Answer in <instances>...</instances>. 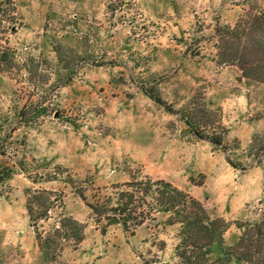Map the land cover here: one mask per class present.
I'll return each instance as SVG.
<instances>
[{"label":"rangeland","instance_id":"obj_1","mask_svg":"<svg viewBox=\"0 0 264 264\" xmlns=\"http://www.w3.org/2000/svg\"><path fill=\"white\" fill-rule=\"evenodd\" d=\"M263 9L264 0H0V264H179V227L165 215L101 233L66 179L89 202L132 177L167 181L225 221L223 247L239 224L264 219V84L218 63L216 33ZM192 99L218 111L221 146L166 111ZM38 189L62 192L63 214L84 225L76 248L40 249L26 209Z\"/></svg>","mask_w":264,"mask_h":264},{"label":"trees","instance_id":"obj_2","mask_svg":"<svg viewBox=\"0 0 264 264\" xmlns=\"http://www.w3.org/2000/svg\"><path fill=\"white\" fill-rule=\"evenodd\" d=\"M119 2L124 4V0ZM216 33L218 63L235 65L245 79L264 84V9L245 11L233 27H219ZM1 57L0 70L8 63ZM146 94L155 103L165 104L152 91ZM165 108L197 139L215 146L222 145L225 129L218 111L206 101L195 102L192 99L176 111L170 106ZM58 174H53L52 180L57 181ZM69 182L66 179L62 183L68 184L84 202L89 218L100 227L101 233L111 226H118L124 232L134 231L163 214L167 226L179 227L174 248L179 264H264V219L239 224L240 234L236 241L229 247H223L227 229L225 221L212 217L200 201L167 181L146 176L132 177L124 184L112 186L109 194L93 195L91 202L84 196L83 187ZM63 197L62 192L43 189L28 193L26 209L43 253L47 250H53V254L61 252L67 246L76 248L83 240L85 227L63 214ZM55 211L51 230L40 231L38 222L47 221ZM215 246L221 248L219 253L214 252ZM55 257L53 255V259Z\"/></svg>","mask_w":264,"mask_h":264}]
</instances>
